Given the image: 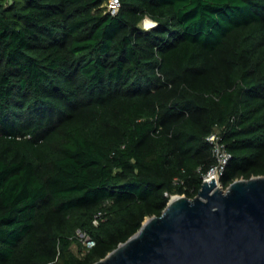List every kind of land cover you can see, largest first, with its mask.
I'll return each mask as SVG.
<instances>
[{
    "label": "trees",
    "instance_id": "1",
    "mask_svg": "<svg viewBox=\"0 0 264 264\" xmlns=\"http://www.w3.org/2000/svg\"><path fill=\"white\" fill-rule=\"evenodd\" d=\"M108 1L0 0V264L106 257L197 196L216 131L223 188L264 175V0Z\"/></svg>",
    "mask_w": 264,
    "mask_h": 264
},
{
    "label": "water",
    "instance_id": "2",
    "mask_svg": "<svg viewBox=\"0 0 264 264\" xmlns=\"http://www.w3.org/2000/svg\"><path fill=\"white\" fill-rule=\"evenodd\" d=\"M94 264H264V175L175 195Z\"/></svg>",
    "mask_w": 264,
    "mask_h": 264
},
{
    "label": "built area",
    "instance_id": "3",
    "mask_svg": "<svg viewBox=\"0 0 264 264\" xmlns=\"http://www.w3.org/2000/svg\"><path fill=\"white\" fill-rule=\"evenodd\" d=\"M120 8H121V0H109L107 3V11L112 13V14H117L119 12ZM154 25H155V23H154ZM208 140L211 141L214 145V153H215L216 158H217V164H215L208 171V173L205 175L204 182L205 181H211L212 179L215 178L217 180L218 184L220 186H222L220 183V178H221L223 171L225 170L226 165L228 164V162L231 158V155L226 150L224 143L221 142V135H220L219 131L212 133L208 137ZM175 182L178 184L181 181L178 178H176ZM174 196L175 195H173L172 197H174ZM95 223L98 224L97 219L95 220ZM79 234L82 238L83 244L87 248L94 246L95 240L90 235L83 233V232H79Z\"/></svg>",
    "mask_w": 264,
    "mask_h": 264
},
{
    "label": "rangeland",
    "instance_id": "4",
    "mask_svg": "<svg viewBox=\"0 0 264 264\" xmlns=\"http://www.w3.org/2000/svg\"><path fill=\"white\" fill-rule=\"evenodd\" d=\"M153 25H154V22H153L151 19H149V18L145 19V20L143 21V23H142V26H143L144 28H151ZM74 250H75L76 252H79V251H78V248H77L76 246H74Z\"/></svg>",
    "mask_w": 264,
    "mask_h": 264
}]
</instances>
